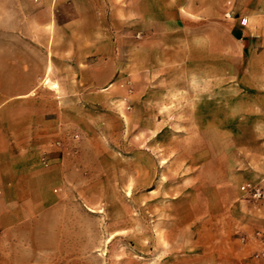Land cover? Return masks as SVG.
Instances as JSON below:
<instances>
[{
  "label": "crops",
  "instance_id": "crops-1",
  "mask_svg": "<svg viewBox=\"0 0 264 264\" xmlns=\"http://www.w3.org/2000/svg\"><path fill=\"white\" fill-rule=\"evenodd\" d=\"M203 6L206 0H0V239L18 238L32 221L61 223L74 205L69 192L86 179L117 184L124 174L126 192L160 184L165 169L159 155L143 151L147 134L123 168L110 161L116 153L89 143L103 147L104 136L117 133L111 123L131 137L133 90H150L141 80L150 78L149 64L165 61L166 39L180 61L183 16ZM121 77L125 89L114 90ZM141 100L149 109V98ZM260 185L264 196V178ZM244 193L195 214L205 225L194 253L174 264H264V198Z\"/></svg>",
  "mask_w": 264,
  "mask_h": 264
},
{
  "label": "rangeland",
  "instance_id": "rangeland-1",
  "mask_svg": "<svg viewBox=\"0 0 264 264\" xmlns=\"http://www.w3.org/2000/svg\"><path fill=\"white\" fill-rule=\"evenodd\" d=\"M206 4L183 16L180 61L172 60L166 39L165 61L149 64L150 78L141 80L149 94L133 90L131 137L111 123L117 133L104 136L103 147L89 143V150L116 153L110 161L123 168L124 156L140 152L147 134L143 151L159 155L165 169L160 184L126 192L121 187L130 178L124 174L117 184L86 179L69 192L74 205L61 223L32 221L18 238L0 239V264H174L194 253V237L205 225L195 214L220 210L226 200L244 195V186H261L264 0ZM118 81L121 88L114 90H124L127 80ZM147 97L149 109L141 100ZM131 178L141 184L140 174Z\"/></svg>",
  "mask_w": 264,
  "mask_h": 264
},
{
  "label": "built area",
  "instance_id": "built-area-1",
  "mask_svg": "<svg viewBox=\"0 0 264 264\" xmlns=\"http://www.w3.org/2000/svg\"><path fill=\"white\" fill-rule=\"evenodd\" d=\"M73 138L74 139H77L78 136L77 135H74ZM44 161H45V159H44ZM242 190L245 191V192H247V193H250L252 195V197L255 198V199H261L262 196H263V193H262L261 188L256 187V186H253V185L244 186L242 188ZM263 256H264V254H263Z\"/></svg>",
  "mask_w": 264,
  "mask_h": 264
}]
</instances>
